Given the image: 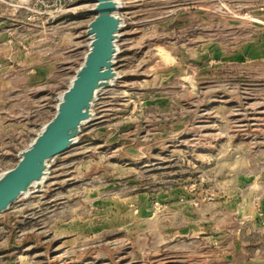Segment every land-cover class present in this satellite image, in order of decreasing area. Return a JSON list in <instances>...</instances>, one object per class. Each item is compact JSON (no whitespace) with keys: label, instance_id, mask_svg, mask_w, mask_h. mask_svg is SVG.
Segmentation results:
<instances>
[{"label":"rangeland","instance_id":"374dc122","mask_svg":"<svg viewBox=\"0 0 264 264\" xmlns=\"http://www.w3.org/2000/svg\"><path fill=\"white\" fill-rule=\"evenodd\" d=\"M87 1L0 0V172L82 61ZM119 7L118 77L0 214V264H264V0Z\"/></svg>","mask_w":264,"mask_h":264},{"label":"water","instance_id":"95a60500","mask_svg":"<svg viewBox=\"0 0 264 264\" xmlns=\"http://www.w3.org/2000/svg\"><path fill=\"white\" fill-rule=\"evenodd\" d=\"M92 17L86 23L88 49L74 70L69 84L60 92L53 115L44 122L27 146L17 153V160L0 172V214L19 197L37 191L45 183L49 161L71 148L81 136V126L93 118L92 106L97 92L112 84L118 52L117 38L123 26L119 0H90ZM99 246L82 254L64 257L79 264Z\"/></svg>","mask_w":264,"mask_h":264},{"label":"built area","instance_id":"2783aa9c","mask_svg":"<svg viewBox=\"0 0 264 264\" xmlns=\"http://www.w3.org/2000/svg\"><path fill=\"white\" fill-rule=\"evenodd\" d=\"M82 5H85V6H87L88 7V11H89V13H88V15H91L90 16V18L92 17V14H91V10H92V8H93V3L90 1V0H88L85 4H80V5H75L74 6V8H77V7H79V6H82ZM89 18V19H90ZM88 19V20H89ZM87 20V21H88ZM81 63V62H80ZM61 92V91H60ZM59 99H60V93L58 94V96H57V99H56V103L59 101ZM56 103H55V105H56ZM55 105H54V108H55Z\"/></svg>","mask_w":264,"mask_h":264}]
</instances>
